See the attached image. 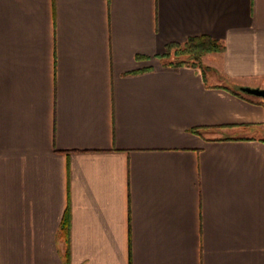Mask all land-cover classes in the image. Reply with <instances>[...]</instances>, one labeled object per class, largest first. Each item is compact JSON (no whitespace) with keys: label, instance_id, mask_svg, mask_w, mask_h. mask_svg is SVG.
Wrapping results in <instances>:
<instances>
[{"label":"crops","instance_id":"0c3cea01","mask_svg":"<svg viewBox=\"0 0 264 264\" xmlns=\"http://www.w3.org/2000/svg\"><path fill=\"white\" fill-rule=\"evenodd\" d=\"M201 34L223 49L171 64ZM240 85L264 88V0H0V264H264Z\"/></svg>","mask_w":264,"mask_h":264},{"label":"trees","instance_id":"16d2710c","mask_svg":"<svg viewBox=\"0 0 264 264\" xmlns=\"http://www.w3.org/2000/svg\"><path fill=\"white\" fill-rule=\"evenodd\" d=\"M174 47V55L176 57L184 56L183 58H177L175 62L171 61L173 65L190 64L203 67L201 57L206 52L221 51L223 44L220 40L212 38L208 35L201 34L195 36H189L182 43H170L166 46L165 55H169V50ZM61 229L63 232H67L68 229V214L64 213L61 222Z\"/></svg>","mask_w":264,"mask_h":264},{"label":"water","instance_id":"95a60500","mask_svg":"<svg viewBox=\"0 0 264 264\" xmlns=\"http://www.w3.org/2000/svg\"><path fill=\"white\" fill-rule=\"evenodd\" d=\"M239 90L248 94L264 97V88L240 85Z\"/></svg>","mask_w":264,"mask_h":264},{"label":"rangeland","instance_id":"374dc122","mask_svg":"<svg viewBox=\"0 0 264 264\" xmlns=\"http://www.w3.org/2000/svg\"><path fill=\"white\" fill-rule=\"evenodd\" d=\"M183 57H184V56L176 57V56L174 55V47L171 48V49L169 50V59H170V61L175 62V60H176L177 58H183Z\"/></svg>","mask_w":264,"mask_h":264}]
</instances>
